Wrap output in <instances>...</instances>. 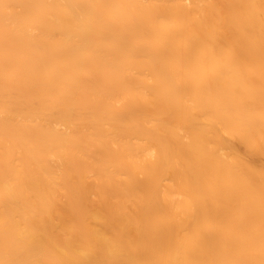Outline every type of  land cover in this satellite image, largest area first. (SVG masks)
<instances>
[{
    "label": "bare ground",
    "instance_id": "1",
    "mask_svg": "<svg viewBox=\"0 0 264 264\" xmlns=\"http://www.w3.org/2000/svg\"><path fill=\"white\" fill-rule=\"evenodd\" d=\"M0 264H264V0H0Z\"/></svg>",
    "mask_w": 264,
    "mask_h": 264
}]
</instances>
